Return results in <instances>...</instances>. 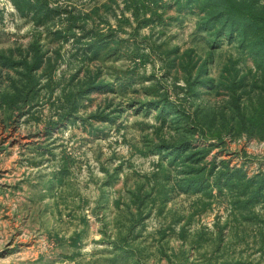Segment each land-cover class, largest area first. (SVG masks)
<instances>
[{"label": "rangeland", "instance_id": "1", "mask_svg": "<svg viewBox=\"0 0 264 264\" xmlns=\"http://www.w3.org/2000/svg\"><path fill=\"white\" fill-rule=\"evenodd\" d=\"M71 1L114 35L96 60L0 0V264H264V204L183 192L184 156L167 150L213 145L200 165L264 172V139L234 117L258 108L253 60L172 0ZM35 51L44 62L27 85L6 63ZM227 70L246 76L235 93Z\"/></svg>", "mask_w": 264, "mask_h": 264}, {"label": "trees", "instance_id": "2", "mask_svg": "<svg viewBox=\"0 0 264 264\" xmlns=\"http://www.w3.org/2000/svg\"><path fill=\"white\" fill-rule=\"evenodd\" d=\"M8 1L19 18L30 22L35 28L45 29L53 41L69 43L76 51L79 50L85 59L90 61L96 60L100 56V52L109 44L107 38L114 36L111 31L110 35L103 39L102 35L95 29L96 25L92 19V15L96 16L95 11L91 12L92 15L81 12L71 5V0ZM153 1H151V5L157 6V0ZM172 1L178 12H191L192 9H195L199 14V30L211 32L213 37L225 38L230 43H236L238 49L245 52L253 60L257 73V79L253 86L259 90L258 108L246 115L240 113L235 106V113H237L234 117L237 126L244 134L248 136L258 134L259 138L264 139V0ZM120 11L122 14L125 11H131L135 17L139 13L137 7L127 4ZM2 15L3 11L0 9V22ZM153 16L155 20L161 19L160 14L154 13ZM153 18L145 20L144 25L155 21ZM88 22H91V25ZM43 62V56L35 51L31 57V63L25 59L16 62L7 60L6 65L10 67L21 66L22 73L20 76L27 85H31L34 83L32 72L39 70ZM227 73L229 83L225 87L230 92L235 93L237 89L235 83L238 82L242 86L246 76H241L236 81L238 73L236 70H227ZM100 86V84L91 82L81 93L88 94L92 90L99 89ZM160 113L159 116L162 117ZM190 146L187 142H183L173 147H167L169 155L172 157L171 162L184 156L185 165L182 171L184 178L180 181V190L200 193L214 187L219 193L223 190L234 192L233 206L235 210L244 212H250L259 203L264 204V172L247 177V173L242 167H230L227 160L217 163L215 158L208 165H200L199 163L210 152L213 145L186 154L191 148ZM198 155L200 156L195 159V156Z\"/></svg>", "mask_w": 264, "mask_h": 264}]
</instances>
